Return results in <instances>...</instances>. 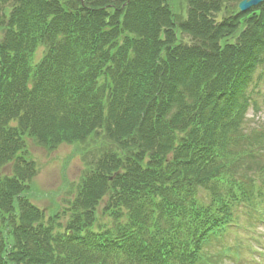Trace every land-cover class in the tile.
<instances>
[{
	"label": "trees",
	"instance_id": "trees-1",
	"mask_svg": "<svg viewBox=\"0 0 264 264\" xmlns=\"http://www.w3.org/2000/svg\"><path fill=\"white\" fill-rule=\"evenodd\" d=\"M84 2L14 0L0 15V168L13 165L0 177V264H221L237 197L264 211L251 179L264 163L241 130L264 63V3L237 30L207 19L213 1L184 20L160 0ZM26 139L47 151L98 140L91 157L78 149L62 234L27 199ZM100 202L113 221L102 233L90 230Z\"/></svg>",
	"mask_w": 264,
	"mask_h": 264
},
{
	"label": "rangeland",
	"instance_id": "rangeland-1",
	"mask_svg": "<svg viewBox=\"0 0 264 264\" xmlns=\"http://www.w3.org/2000/svg\"><path fill=\"white\" fill-rule=\"evenodd\" d=\"M178 1V0H177ZM175 6V5H174ZM180 12H177V17L184 19L187 9L185 0L178 6ZM176 11V10H175ZM223 14H219L218 20L222 18ZM1 36V34H0ZM179 40L184 43H190L189 36L181 34L178 36ZM43 49H39L36 53L35 61H37L42 55ZM260 71V69H259ZM259 86L254 92L255 100L257 99V105L254 111L251 109L246 117L245 130L251 134L256 133V130L264 122V76L260 77ZM254 130V131H253ZM98 140L89 139L85 144L78 146H60L51 152L45 151L42 148L34 145L30 140H25V147L29 155V162L34 165L36 176L30 184V190L27 191L29 202L36 208L43 211L44 221L48 224L51 217L58 216L57 223L60 228L58 231L64 233L65 225L69 222V212L64 214V210L69 207L65 204V201H70L75 195L76 187L84 172V163L78 154V149L84 150L86 156H93L91 149L94 147L92 143H96ZM243 143V142H242ZM246 144L243 143L246 148ZM86 146V147H85ZM84 148V149H83ZM252 146H250L251 150ZM258 149V148H257ZM260 153L264 152L257 150ZM248 161V160H246ZM255 163V161H251ZM264 163V161H262ZM264 166V164H262ZM238 170V169H237ZM235 170V171H237ZM11 166H6L0 169V175H9ZM251 179L255 184L264 183V170L261 175L253 174ZM228 186L226 193L228 192ZM197 200L201 204H206L209 201V195L202 191H198ZM105 202H100L95 209V221L91 226L92 232H105L113 227V221L111 218L104 214L103 209ZM242 225V220H240ZM254 231L248 229L242 225L238 235L231 234L226 237V244L231 247V252L237 253L240 258V263L237 264H264V224L254 225ZM57 233L54 229L51 234ZM257 251L253 254L250 250ZM263 254V255H262ZM214 262V261H213ZM221 264H236L231 259H222Z\"/></svg>",
	"mask_w": 264,
	"mask_h": 264
},
{
	"label": "water",
	"instance_id": "water-1",
	"mask_svg": "<svg viewBox=\"0 0 264 264\" xmlns=\"http://www.w3.org/2000/svg\"><path fill=\"white\" fill-rule=\"evenodd\" d=\"M262 0H249V1H243L242 3L239 4V10L240 11H245L251 6H255L258 3H260Z\"/></svg>",
	"mask_w": 264,
	"mask_h": 264
}]
</instances>
